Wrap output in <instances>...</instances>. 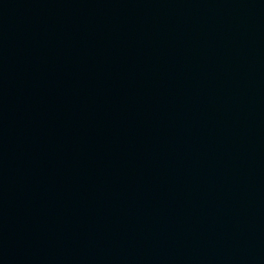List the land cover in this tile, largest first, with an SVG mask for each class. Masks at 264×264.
I'll use <instances>...</instances> for the list:
<instances>
[{
    "label": "water",
    "instance_id": "95a60500",
    "mask_svg": "<svg viewBox=\"0 0 264 264\" xmlns=\"http://www.w3.org/2000/svg\"><path fill=\"white\" fill-rule=\"evenodd\" d=\"M0 264H264V0H0Z\"/></svg>",
    "mask_w": 264,
    "mask_h": 264
}]
</instances>
